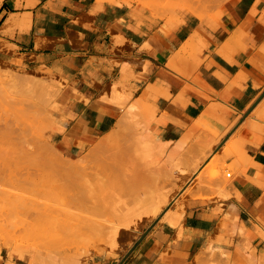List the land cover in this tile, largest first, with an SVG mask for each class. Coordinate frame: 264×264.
I'll list each match as a JSON object with an SVG mask.
<instances>
[{"label":"crops","instance_id":"1","mask_svg":"<svg viewBox=\"0 0 264 264\" xmlns=\"http://www.w3.org/2000/svg\"><path fill=\"white\" fill-rule=\"evenodd\" d=\"M121 10L97 0H4L0 38L9 57L27 55L68 79L76 148L115 128L117 91L129 105H155L163 141L179 149L204 132L205 119L232 125L217 154L243 141L221 193L166 211L123 264H196L210 249L219 263L264 264V0H230L220 19L187 16L171 31Z\"/></svg>","mask_w":264,"mask_h":264},{"label":"rangeland","instance_id":"2","mask_svg":"<svg viewBox=\"0 0 264 264\" xmlns=\"http://www.w3.org/2000/svg\"><path fill=\"white\" fill-rule=\"evenodd\" d=\"M228 1L167 0L157 8L103 3L120 7L141 23L171 31L187 16L220 19ZM10 52L12 47L0 38V264H120L136 239L166 211L177 213L172 209L183 207L190 196L219 195L232 181L236 164L227 160L241 155L243 141L233 139L222 155L217 154L232 125L221 129L216 122L201 120L204 132L179 149L163 141L158 109L146 100L139 110V127L153 149L154 161L148 166L116 162L110 154L101 160L92 156L108 133L83 148L74 147L67 137L68 79L37 67L27 55L9 57ZM122 93L128 98L124 104L116 98L119 119L130 102ZM23 146L26 154L20 151ZM58 157L85 160V167L61 169ZM135 176L138 184H148L137 196L129 193ZM83 186L89 189L87 197L75 194ZM95 189L99 196H92ZM159 198L155 213L150 209ZM217 255L210 249L208 257L195 263L223 264Z\"/></svg>","mask_w":264,"mask_h":264},{"label":"bare ground","instance_id":"3","mask_svg":"<svg viewBox=\"0 0 264 264\" xmlns=\"http://www.w3.org/2000/svg\"><path fill=\"white\" fill-rule=\"evenodd\" d=\"M107 1H109L111 3H122V4L124 3V4L131 5V6L134 3H136L140 7L152 6L154 8H157L159 6L163 7V5H164L163 3L167 0H107ZM191 1L196 3V2H199L202 0H191ZM1 2H3V0H0V4H1ZM98 2L100 5L103 4V0H98ZM174 10L176 11L177 9H174ZM189 10H191L193 12L195 11L194 7H191ZM13 20L11 21L12 23H13ZM14 21H16V20H14ZM178 25H179V22H178ZM189 43L190 42L188 41V43H186V44L189 45ZM117 98H118V100H119L118 102H120V104H124L128 97L125 94L121 93V94H118ZM46 100L47 99L41 95L40 101L45 102ZM140 108H141V104H137V103L130 104L128 106L126 113L125 114L123 113L124 115L120 116V119L118 120L115 128L112 129L108 133L109 135L106 138H103V140H101L99 142L97 148L94 149V151L92 152L91 155L97 156V158L99 160H101V159H103V156L105 154H108V155L110 154L111 156L114 157L116 162L120 161V159L121 160L123 159L122 162L130 163L133 165L136 164L138 161L146 164L147 166L150 163H152L154 161L153 149H149L147 141L145 140V138L141 137V135H140V127L139 126H141V122H140L141 117L139 115L142 113L139 111V110H141ZM20 151L22 153H25L27 151V149L23 146L20 148ZM60 155L58 154V156H60ZM62 158H63V156H62ZM70 160L71 161H69L68 159L66 160L65 158L61 159L58 157L59 167L61 169H65V170H73L76 167H78V168L82 167V169H83L85 167V164H84L85 160H80V161L75 160V162L72 159H70ZM231 176H232V174H231ZM132 177H134V176H132ZM138 183H139V181L137 182V177H136V180L135 181L133 180V182L129 184V193L137 196L138 194H140V191L142 188L148 189L147 186L145 187V185H148L147 183L146 184H144L145 182H143V184H141V183L138 184ZM77 184H79V183H77ZM75 194L79 195V196L85 195L86 197L88 195H90L89 189L85 188L84 186L82 188L78 187ZM92 196H99V192L97 189L94 190V192L92 193ZM159 200H160V198L157 200V202L155 204L152 203V209H150L155 213L159 209ZM175 219H177V216L172 218L173 221ZM31 264H34V262L31 261Z\"/></svg>","mask_w":264,"mask_h":264},{"label":"water","instance_id":"4","mask_svg":"<svg viewBox=\"0 0 264 264\" xmlns=\"http://www.w3.org/2000/svg\"><path fill=\"white\" fill-rule=\"evenodd\" d=\"M146 233L147 232H145L143 235H142V237L140 238V239H142L145 235H146ZM135 245H134V247H132L131 249H130V251H129V253L127 254V256L125 257V259H123V261H121L120 262V264H123L124 262H125V260L127 259V257L133 252V250L135 249Z\"/></svg>","mask_w":264,"mask_h":264},{"label":"built area","instance_id":"5","mask_svg":"<svg viewBox=\"0 0 264 264\" xmlns=\"http://www.w3.org/2000/svg\"><path fill=\"white\" fill-rule=\"evenodd\" d=\"M228 175L231 176V173H229Z\"/></svg>","mask_w":264,"mask_h":264}]
</instances>
